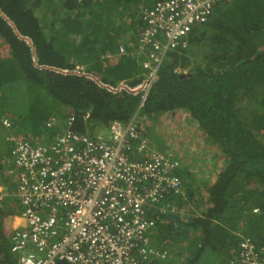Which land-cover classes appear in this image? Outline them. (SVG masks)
Here are the masks:
<instances>
[{
    "label": "trees",
    "instance_id": "obj_1",
    "mask_svg": "<svg viewBox=\"0 0 264 264\" xmlns=\"http://www.w3.org/2000/svg\"><path fill=\"white\" fill-rule=\"evenodd\" d=\"M132 2L0 0V117H11L17 138L37 141L62 132L71 114L73 131L95 135L112 120L184 111L222 163L209 185L178 171L185 195L150 207L151 234L177 249L179 264H225L238 231L264 247V0L217 3L185 48L165 53L143 100L149 48L137 46L148 6L139 4L137 16H110ZM52 118L59 125L46 127ZM3 214L0 264H19Z\"/></svg>",
    "mask_w": 264,
    "mask_h": 264
},
{
    "label": "built area",
    "instance_id": "obj_2",
    "mask_svg": "<svg viewBox=\"0 0 264 264\" xmlns=\"http://www.w3.org/2000/svg\"><path fill=\"white\" fill-rule=\"evenodd\" d=\"M221 1L229 0H155L143 8L137 47L149 48V54L141 63L142 100L165 53L185 48L191 30L207 22ZM118 50L126 53L123 44ZM73 121L68 115L67 127L50 138H7L22 205L23 224L10 235L18 263L174 264L167 248L151 245L155 221L148 212L163 199L184 194L176 154L158 149L136 115L128 122L110 121L99 130L107 137L75 132ZM1 123L12 122L3 117ZM52 125L58 120L46 122ZM5 197L0 186V205ZM237 234V252L225 264H264V247Z\"/></svg>",
    "mask_w": 264,
    "mask_h": 264
},
{
    "label": "rangeland",
    "instance_id": "obj_3",
    "mask_svg": "<svg viewBox=\"0 0 264 264\" xmlns=\"http://www.w3.org/2000/svg\"><path fill=\"white\" fill-rule=\"evenodd\" d=\"M177 69H179L180 72H187L183 71L185 69L182 68ZM3 117L7 116L0 117V175H2L0 176V179L4 181V183L0 181V186L2 185L1 187H3L4 191L6 187H8V191L10 192L15 189L13 181L17 182V169H14L8 161L10 157L8 151L11 149L12 143L7 140V138H16L18 135L14 133V131L17 130L14 127L11 117L9 120L12 123L9 127L2 125L1 119ZM136 121L144 128L145 133L150 137L156 147L163 152L170 151L176 154V157H178L180 161L179 170H186L187 172L193 173V176L196 178L195 181L199 179L202 184L203 182H207V180L211 179L212 174L220 168L222 161L220 159L219 150L201 136V132L196 123L190 119L186 112H167L158 116V118L154 120L138 115L136 116ZM98 134L105 135V137L108 136L107 131L98 132ZM5 176L7 180L6 182L4 180ZM195 184L199 185L200 191L205 195V188L200 185V183ZM185 189L186 187L184 186V195ZM5 193L12 194L7 193L6 191ZM13 203L17 204V199H13ZM185 207L189 208L188 205ZM16 210V208L13 209V211ZM5 217H7V215L2 217V230L3 227L6 226V232L4 234L10 236L13 229L20 226L22 219ZM168 250L172 256V253L176 252L177 249L175 248V250L172 251L168 248Z\"/></svg>",
    "mask_w": 264,
    "mask_h": 264
},
{
    "label": "crops",
    "instance_id": "obj_4",
    "mask_svg": "<svg viewBox=\"0 0 264 264\" xmlns=\"http://www.w3.org/2000/svg\"><path fill=\"white\" fill-rule=\"evenodd\" d=\"M145 1V2H144ZM155 0H141V2L142 3H137L136 2V0H135V3H131L130 5H128V8H126V9H123V6H118L116 9H113L112 10V12L110 13V16H112V17H124V16H127L128 14H130V15H136L137 14V11H138V9L140 8V5H145V6H150V5H152L153 4V2H154ZM140 4V5H139ZM129 12V13H128ZM137 16V15H136ZM8 140V139H7ZM8 152H10V150L8 151ZM4 177V176H3ZM208 178V177H207ZM209 179V178H208ZM215 179H216V175H214V173L212 174V177H211V179H209V180H207V182H205L207 185H209V184H211V183H213L214 181H215ZM4 180H5V182L7 181L6 180V176H5V178H4ZM14 180V179H13ZM0 181H2L1 179H0ZM3 183H4V181H2ZM13 183H14V185H15V188H16V182L15 181H13ZM203 184H204V182H203ZM6 185V184H5ZM2 186V185H1ZM205 188V187H204ZM6 189L8 190V187H6ZM15 191V189L14 190H11L10 192H14ZM13 194H15V193H13ZM13 194H7V196H6V199H7V205H6V208L8 209V210H11V208H16L18 211H19V209H21V204L20 203H18V204H16V203H13L12 201H13V199H14V197L15 196H13ZM9 197V198H8ZM17 199V198H16ZM11 207V208H10ZM13 213H14V211H13ZM5 215H7V217H5V218H9V217H16V218H19V219H22L21 218V216H13V215H11L10 213H8V214H4V216ZM20 224H23V219H22V222H20ZM3 232L5 233L6 232V226H4L3 227ZM157 235L156 234H150L149 235V238H150V243H151V245H158V247H162V248H167V245L166 246H164V244H159V238L158 237H156ZM168 249V248H167ZM172 260H173V258H172Z\"/></svg>",
    "mask_w": 264,
    "mask_h": 264
},
{
    "label": "clouds",
    "instance_id": "obj_5",
    "mask_svg": "<svg viewBox=\"0 0 264 264\" xmlns=\"http://www.w3.org/2000/svg\"><path fill=\"white\" fill-rule=\"evenodd\" d=\"M209 20V19H208ZM113 56H116V55H112V57ZM83 67V66H82ZM83 69V68H82ZM183 71H187V69H185V70H183ZM183 73H186V72H183ZM8 118V117H7ZM9 119V118H8ZM10 153V152H9ZM12 165V164H11ZM13 166V165H12ZM14 167V166H13ZM179 172H180V170H178ZM179 176H180V174H179ZM181 177V176H180ZM182 178V177H181ZM183 180V179H182ZM183 186H185L184 185V180H183ZM5 191L7 192V193H15V194H13V196H15L14 197V199H16L17 198V196H16V191H17V189L15 188V191L14 192H9L7 189H5ZM10 195V194H9ZM184 195V194H183ZM6 196H7V194H6ZM9 198V197H8ZM13 202V201H12ZM18 203H20L19 202V200H18V198H17V204ZM6 205H7V199H6V197H5V199H4V201L1 203V205H0V210L1 211H4V214H8V213H10L11 215H15V216H21L22 215V207H21V209H19V211L18 210H16V211H14V213H13V209L14 208H11V210H8L7 208H6ZM22 206V205H21ZM4 214L2 215V217L4 216ZM14 218H16V217H14ZM169 251V250H168ZM170 253V252H169ZM170 256H171V254H170ZM171 262H172V256H171ZM173 263V262H172ZM174 264H179V263H174Z\"/></svg>",
    "mask_w": 264,
    "mask_h": 264
},
{
    "label": "bare ground",
    "instance_id": "obj_6",
    "mask_svg": "<svg viewBox=\"0 0 264 264\" xmlns=\"http://www.w3.org/2000/svg\"><path fill=\"white\" fill-rule=\"evenodd\" d=\"M48 135V134H47Z\"/></svg>",
    "mask_w": 264,
    "mask_h": 264
}]
</instances>
